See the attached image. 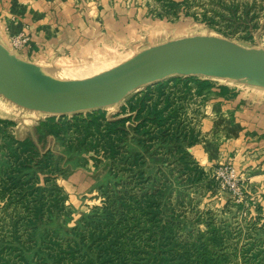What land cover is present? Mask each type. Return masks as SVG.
Masks as SVG:
<instances>
[{"label":"rangeland","instance_id":"374dc122","mask_svg":"<svg viewBox=\"0 0 264 264\" xmlns=\"http://www.w3.org/2000/svg\"><path fill=\"white\" fill-rule=\"evenodd\" d=\"M193 36H215L264 50V0H0V44L11 57L37 65L53 81L61 73L69 75L98 65L105 67L104 75L159 45ZM93 74L62 83L103 76ZM188 77L170 76L135 89L105 108L107 118L112 119L149 87L156 96V86L164 83L172 101L168 111L176 109L177 114L170 127L182 129L193 141L186 149L187 169L179 152L169 158L168 167L148 158L139 170L151 176L167 171L170 176L163 221H172L175 213L172 229L183 240L201 238L205 242L213 234L222 237L219 250L227 259L224 264H264V161L258 135L248 130L245 139H239V133L228 132L226 125L232 121L226 118V108L233 105L221 100L218 87L200 94L192 82V89L186 90L183 81L177 80L185 82ZM210 78L217 85L228 84L246 92L243 99L254 101L246 104L248 108L260 102L264 105L263 80L231 74ZM253 94L260 98L253 99ZM5 99L0 101V264H102V249L97 246L101 238L90 240V234L100 233L114 191L141 195L134 170L122 161L112 162L100 145L96 152L78 143L83 132L74 126L65 130L64 138L49 136L43 149L35 127L45 114L28 112ZM6 103L12 107L9 112ZM97 111L86 109L58 118H85ZM127 124L131 127L133 123ZM29 135L41 154L50 149L55 160L50 169L36 164L37 160L23 170L46 187L43 194L30 195L26 203L3 189L1 175L20 163L18 141ZM234 139L241 151H237L238 157L222 148ZM129 144L130 152L141 149L136 142ZM179 171H188L196 182H189ZM39 202H45V209L34 224L29 223V209ZM124 209L133 225L146 218L136 207ZM142 224L137 227H144Z\"/></svg>","mask_w":264,"mask_h":264},{"label":"trees","instance_id":"16d2710c","mask_svg":"<svg viewBox=\"0 0 264 264\" xmlns=\"http://www.w3.org/2000/svg\"><path fill=\"white\" fill-rule=\"evenodd\" d=\"M185 80L177 81H183L186 90L192 89L193 82L200 94L218 87V95L221 97L231 98L237 95V88H232L228 84L217 85L210 77L190 76ZM156 88L158 90L156 96L152 95L153 88H147L140 97L131 99L123 105L112 119H108L106 111L102 109L92 112L85 118L74 116L72 117L74 119L68 117L61 119L51 115L35 127V134L43 149H46L44 147L49 136L64 138L65 130L74 126L83 132L78 143H84L85 147L90 146V149L96 152H99L100 145V148L105 150L104 156L109 157L112 162L122 161L132 171L134 170L133 177L140 186L141 195L135 197L119 190L114 191L110 204L105 207L106 218L102 219L100 233L97 236L94 233L90 234V240L101 238L97 246L102 249L100 256L102 264H224L227 259L224 254H220L222 250H219L223 245L222 237L213 234L214 236L207 238L205 242H201V238L183 240L172 229L176 223L172 221L177 218L175 213L171 215L172 221H163L161 214L167 208L168 199L165 195L171 187L167 171H157L155 176L147 175V171H139L141 167L147 165L149 159H154L161 167H168L169 158L179 152L182 154L184 169L188 168L190 162L186 149L193 140L182 129L170 127L176 120V109L168 111L172 101L166 96L165 84L159 83ZM155 97L157 99H154ZM131 121L133 124L129 127L127 123ZM129 142H136L141 149L130 152L132 145ZM18 144L20 163L13 170L9 168L8 172H4L1 180L5 191L14 194L20 200H26L27 203L30 195L37 197L45 192L46 187L38 185L33 174L23 170L31 168L30 164L37 160L39 161L36 164L50 169L55 156L50 149L41 154L42 150L32 135L18 141ZM68 147L70 148L69 145ZM179 172L183 173L189 182H196L197 179L191 180L188 171ZM113 173L116 174V171ZM201 174L203 175V171L199 172V176ZM114 202L117 204L111 206ZM44 203L32 204V210L29 209V217L26 219L29 223L34 224L37 221L36 217L45 209ZM54 206L59 207L56 204ZM125 207L138 208L146 218L144 221L137 219L136 225L131 224V220L127 218L129 212L124 209ZM59 208L61 209L62 205ZM141 222L144 223L142 224L144 227H137ZM215 246L217 249L214 251ZM69 254L76 259L73 250H70Z\"/></svg>","mask_w":264,"mask_h":264},{"label":"water","instance_id":"95a60500","mask_svg":"<svg viewBox=\"0 0 264 264\" xmlns=\"http://www.w3.org/2000/svg\"><path fill=\"white\" fill-rule=\"evenodd\" d=\"M250 75L264 81V50L215 36L169 41L101 77L58 84L37 65L11 57L0 44V95L17 106L49 115L96 110L135 89L170 76Z\"/></svg>","mask_w":264,"mask_h":264},{"label":"crops","instance_id":"0c3cea01","mask_svg":"<svg viewBox=\"0 0 264 264\" xmlns=\"http://www.w3.org/2000/svg\"><path fill=\"white\" fill-rule=\"evenodd\" d=\"M231 87V86H230ZM234 88V87H232ZM237 88V95L231 98H225L223 97V99L221 98L222 101H225L226 103H228L229 107L231 108H226V114H227V119L229 120V123L232 121L234 122V126L233 123L231 122L230 125H226L228 132H234V133H239V135L237 136V138L239 139H243L244 137V133L246 131H250L253 130L255 134L258 135V143H260V154L262 155V159L260 157L261 160L264 161V105L261 104H257L255 105V107L253 109H250L246 106V104H253L254 101H248V99H243V94H245L242 90H240L238 87ZM247 94V93H246ZM253 99L256 97L260 98V94H253ZM253 99H249V100H253ZM5 98L3 96L0 95V101L5 102ZM247 101V102H246ZM7 102V101H6ZM232 104V105H231ZM5 107L7 108V112H9L8 109L12 108L10 103H6ZM23 108V107H22ZM106 107L103 108H99L105 111ZM26 111L28 112H39V111H35V110H29L24 108ZM98 109V110H99ZM238 109V110H236ZM261 109L263 110L260 114L257 113V110ZM97 110V109H96ZM238 111V112H237ZM42 113V112H40ZM45 114V117H42V120H45L48 116H51L49 114L43 113ZM54 116V115H52ZM55 116H59V115H55ZM241 127V131H239L238 127ZM231 130V131H230ZM241 134V136H240ZM240 136V137H239ZM245 139V138H244ZM236 139H234L232 142L226 143L225 147L222 146V148L227 149L226 152L229 156H236L238 157V153H237V144L234 142ZM244 149V148H243ZM238 152H241L240 150Z\"/></svg>","mask_w":264,"mask_h":264},{"label":"bare ground","instance_id":"6f19581e","mask_svg":"<svg viewBox=\"0 0 264 264\" xmlns=\"http://www.w3.org/2000/svg\"><path fill=\"white\" fill-rule=\"evenodd\" d=\"M87 69V68H86ZM82 70V71H80V70H76L77 72H72L71 74H67V72L66 73H61V74H59V75H57L56 77H55V81H53L51 78H49L46 74H45V72H44V75L49 79V80H51V81H53V82H55V83H58V84H63L62 82H70V81H68V80H71V78H75V77H81L82 78V76L84 77L85 75H91V74H93V73H101L102 74V72L103 71H105V67L104 66H102V65H98V66H96L95 68H91L90 67V69H88V70ZM109 72V71H108ZM94 75V74H93ZM98 75V74H97ZM103 75V74H102ZM105 75V74H104ZM233 77H235V78H250L251 76L250 75H244V74H240V73H233V74H231ZM87 77V76H86ZM60 82V83H59Z\"/></svg>","mask_w":264,"mask_h":264}]
</instances>
